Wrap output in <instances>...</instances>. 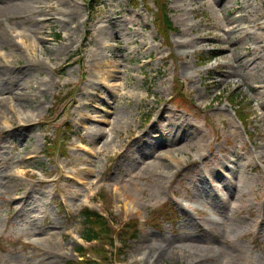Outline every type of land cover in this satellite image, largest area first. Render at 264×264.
<instances>
[{
    "label": "rangeland",
    "instance_id": "374dc122",
    "mask_svg": "<svg viewBox=\"0 0 264 264\" xmlns=\"http://www.w3.org/2000/svg\"><path fill=\"white\" fill-rule=\"evenodd\" d=\"M73 1L74 29L51 20L43 22L41 35L54 51L72 48L55 51L52 61L37 52V66L24 47L41 44L18 43L25 50L21 61L3 69L5 81L20 88L0 96L14 100L0 110L19 108L16 116L7 113L10 120L25 113L35 125L7 132L0 120V174L17 178L12 187L0 186V264L79 261L85 208L108 218L116 231L137 220L135 238H123L124 248L113 247L106 264H152L148 244L162 253L156 264L196 258L195 264H264V223L258 224L264 216V121L254 90L264 82V0H166L173 26L167 40L155 21V0ZM91 5L97 13L90 14ZM63 7L46 10V18L68 19L59 13ZM104 19L109 28L102 35ZM17 26L19 42L17 33L27 27ZM112 31L124 51L112 42L98 57L96 41L110 40ZM223 46L236 50L218 52ZM10 48L0 49V56ZM29 82L36 87L23 90ZM260 94L264 98V89ZM179 121L193 128H178ZM177 147L185 161L179 173L169 161ZM161 154L170 169L147 166ZM222 175L232 179L231 191L214 187ZM51 235L54 246L36 244ZM96 244L106 250L94 242L86 251ZM191 247L199 248L197 255H181Z\"/></svg>",
    "mask_w": 264,
    "mask_h": 264
},
{
    "label": "bare ground",
    "instance_id": "6f19581e",
    "mask_svg": "<svg viewBox=\"0 0 264 264\" xmlns=\"http://www.w3.org/2000/svg\"><path fill=\"white\" fill-rule=\"evenodd\" d=\"M57 3H63L64 7L63 9H60L59 13L64 16H68V19H64V18H46L45 15V11L48 10V12H51L53 9L56 8V4ZM91 11H94V13H97L96 8L91 5L90 7ZM242 8L238 7V11L237 12H241ZM93 16V15H92ZM16 21L15 24H13V26H6L3 28L2 25H4V22L9 23L10 21ZM53 23L55 22H61V24L63 25V27H65V29L69 30V29H74L72 27L73 23H76L77 21V14H76V5L74 3L73 0H0V49L6 50V48L8 46H11V48L9 49V52L7 51L6 54L7 55H1L0 56V65H3L2 69L0 68V74L2 76V81L0 82V96L1 95H5L8 91H10L11 89L15 88L18 89L20 87L16 86L14 87V84H8L5 79L7 78V76L9 75L8 73H4L5 71H3V69H9L11 67H13L15 64H17V62L21 61V58H19V55L23 54L21 52L25 51L24 49H20L19 46L17 45L18 43H21L22 46H25L30 40H35L37 42H39L41 45L38 46L37 44H30L27 47L25 46L24 48H26V50L28 52H30V56L33 58L34 60V64L35 65H42V63L37 59L36 53L38 52L40 55L43 56H47L48 59L50 61H52V57L55 56V51L58 53H62V52H66L67 49L72 48L70 45H66V47L64 48H57L55 51L48 48L46 46V42L47 40L41 38V35H43L44 32V23L46 21H51ZM259 20L260 18H256L255 20H253L252 24L257 26L259 25ZM108 21L107 20H103L101 21L100 24H104V26H102L100 29L102 30V35L105 33L106 29L109 28V26L107 25ZM18 25L20 24H24L25 29H22L19 33H17L16 37H18V39L20 40L19 42H16L14 39V33L18 30ZM128 30L130 31V33H134L135 30L133 27H128L129 24H126ZM236 24L229 30L230 32H233L235 30ZM76 28V27H75ZM212 29H218L217 27H214ZM133 30V32H131ZM222 31H224V33L227 32V30L223 29ZM113 33L115 31H112ZM116 34L113 38H110L106 40V38H101L98 39L96 41V45L98 48V57L100 55L103 54V49H110V47L112 46V42L117 43V48L123 49L122 51H124V47L119 46V43H122L121 39L118 37V33H114ZM209 35H211V33H209ZM12 38H10V37ZM212 39H214V43H220V40H217L216 37H213ZM68 41H70V37L67 38ZM136 42V40L134 41ZM178 44H180L181 46H186V42H179ZM236 49L234 47L229 48L227 46H223L217 49L218 52H222V53H232L234 52ZM78 51V50H77ZM121 56H119L117 59H120ZM120 63V62H119ZM114 64V67H117V65L119 64ZM73 62H66V65H72ZM28 66H25V68H27ZM29 70H25V72L30 71ZM230 75H233L232 73H230ZM217 86V85H215ZM35 84L29 82L28 85H26L25 88H22L23 90L25 89H33L35 88ZM39 89V88H37ZM264 89V82L262 84H257L256 86H254V90L255 93L258 95L257 100H258V106L260 108L261 111V119L264 121V98L262 96L261 90ZM25 96L29 97V94H24ZM13 97L8 96V98H0V107L1 104H7L9 103V100L11 99L12 101H14L12 99ZM19 108H15V107H10L6 108V110H0V120H5L4 123V128L3 129H8L9 127H13V126H20V127H24V128H33V125H35L34 123V118L32 115H26L25 113H23L24 115L21 117H16V119L14 121H11L10 118L8 117V112L12 113L13 116L17 115V112ZM178 128H181L182 126H186V130H190L193 128L192 125H190L188 122H181L179 121L178 123ZM182 127V128H183ZM2 130V128H0ZM27 130V129H23L22 131ZM10 129H8L7 132H9ZM15 136V137H14ZM16 132H12L10 133V137L15 139L16 138ZM176 142L178 140H175ZM4 143H7L6 141ZM166 144H171L168 141H166ZM0 148H3L0 145ZM6 148V147H5ZM201 151V146H199L198 148V152ZM180 153H183L182 148L178 149L175 148L172 154L171 159L169 160L170 163L173 166V169L175 170V173H179L180 172V164H183V160L179 159L177 157V155H179ZM30 158V157H28ZM166 158L164 156V154H161L159 156H157L155 158V160L152 163H148L147 166L151 165V164H155V165H164L167 169L171 168V164L166 162ZM184 171V168H183ZM227 171H230V169H227ZM211 174L215 175V171H211ZM24 175H27V172L24 173ZM17 179L16 177L12 176V175H4V173L0 174V186L5 187H12L11 183L13 180ZM219 180V181H218ZM218 180L215 178V181L218 183L217 185H215L214 187L217 190H225V191H231L232 188H234V185L232 183V179L230 177H225V176H221L218 177ZM160 183L163 184V182L165 181V177H162V179H159ZM23 196L20 197L21 198V206H24L27 203V195L28 192H24L22 194H20ZM222 209L220 212L221 213H225L226 209H227V204L222 201ZM35 207L36 209H41V205L36 202L35 203ZM212 220L216 223L219 224L217 222L216 219L212 218ZM264 223V216H259L258 217V224L262 225ZM207 233H211L210 230L207 229ZM215 234V232H213ZM207 236V235H205ZM201 236H197L195 234H192L191 240L192 241H199L198 239H200ZM204 237V236H203ZM202 237V238H203ZM37 245L40 246H54L55 244V239L54 237L51 235L49 237L46 238H37L35 240ZM149 249H151V251H148L149 254V258L148 261L151 262L150 260L152 258H155L154 261H152V264H156L159 262V260L163 257L162 253H160L159 249L157 247H153L150 244H148L147 246ZM168 247V246H167ZM166 248V247H165ZM195 251H200L199 248H190V249H183L181 255H187L188 257H193L195 255H197V253ZM170 252V250H169ZM162 256V257H161ZM205 256H208V254H205ZM212 258V257H209ZM197 259V260H196ZM196 259H192V263L191 264H195L199 261L198 258ZM195 260V261H193Z\"/></svg>",
    "mask_w": 264,
    "mask_h": 264
},
{
    "label": "trees",
    "instance_id": "16d2710c",
    "mask_svg": "<svg viewBox=\"0 0 264 264\" xmlns=\"http://www.w3.org/2000/svg\"><path fill=\"white\" fill-rule=\"evenodd\" d=\"M155 5L158 7V12L155 15V21L159 28V34L163 36L164 40H167L168 36H166V34L173 28L169 17L168 2L166 0H155ZM180 90L181 89L177 91V95L182 94ZM82 218L84 219L83 238L86 242L92 243L94 241H98L100 243H110L113 245L112 234L114 230L110 226V221L108 219L88 208L82 211ZM137 228V222L132 221V224L130 223L122 229L120 237L128 239L130 237L134 238L137 233ZM98 246H91L88 252L85 248H78L79 256L84 259L80 261H71V264H98L93 260L88 259L87 254L89 252H93L99 255L103 260H107V256L101 248L102 244L99 247Z\"/></svg>",
    "mask_w": 264,
    "mask_h": 264
}]
</instances>
